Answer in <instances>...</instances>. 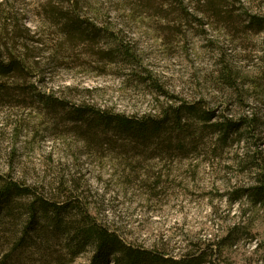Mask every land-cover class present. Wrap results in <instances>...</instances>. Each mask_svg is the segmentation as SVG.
<instances>
[{
  "label": "rangeland",
  "instance_id": "1",
  "mask_svg": "<svg viewBox=\"0 0 264 264\" xmlns=\"http://www.w3.org/2000/svg\"><path fill=\"white\" fill-rule=\"evenodd\" d=\"M243 2L264 15V0ZM80 4L87 38L70 37L47 15L51 7L67 12V4L0 0V58L13 53L28 68L26 76H0V89L6 88L0 90V177L47 196L76 187L91 212L127 243L177 257L239 230L213 258L264 264V206L233 193L264 175V31L242 23L243 9L227 23L201 18L189 0L183 9L159 0ZM39 95L64 104H43ZM182 103H201L215 112L214 121L248 116L258 127L253 138L222 144L187 117V150L175 148L180 132L170 150L159 139L134 148L102 126H95L93 139L70 113L82 105L143 120ZM255 149L259 167L250 168L246 153ZM19 213L0 224V256L14 246L13 233L25 219ZM91 255L63 264H88Z\"/></svg>",
  "mask_w": 264,
  "mask_h": 264
},
{
  "label": "trees",
  "instance_id": "2",
  "mask_svg": "<svg viewBox=\"0 0 264 264\" xmlns=\"http://www.w3.org/2000/svg\"><path fill=\"white\" fill-rule=\"evenodd\" d=\"M140 1L150 4L153 0ZM159 1L162 4L181 7V9L186 7V0ZM189 1L197 6V12L201 18L210 17L227 23L236 21L238 17L234 16L235 12L243 9L245 15H241L242 23L257 32L264 31V15L256 12L250 13L246 10L247 7L243 0L231 1L235 2L234 6L237 3L242 4L241 7L235 9L229 8V3L225 0ZM51 2L55 4L51 6L57 5V7L67 4V12L59 10V7V9L51 7L47 13L50 18L62 22L66 34L70 37L82 38L91 36V30L87 25L89 20L80 14V0H51ZM126 54V56H132L128 49H126ZM27 71L28 68L24 62L13 53L8 55V59L0 58V76L3 78L21 75ZM227 74L225 77L228 80L231 75L229 71ZM0 90L4 92L6 88L2 87ZM42 102L49 106L64 104L53 97L45 96L42 97ZM70 113L73 122L79 124L84 130L86 129L85 132L89 131L93 139L99 137L97 133L95 134V126H102L106 131L113 132L115 136L130 140L134 148L152 142L153 139L156 141L159 139L161 145L159 141L155 143L170 150L175 142L174 135L180 132L175 148L179 151L185 148L187 150L189 143L186 142L187 136L184 137V131L189 122L186 120L187 117H196L201 122L202 129L217 135V139L222 144H230L238 136L237 142L244 139L242 137L244 135L253 138L254 135L250 133L252 128L257 126L248 116L238 120L214 121L215 112L207 111L201 103H182L176 107L171 106L162 117L146 116L143 120H133L119 113L96 111L82 105H72ZM193 142L195 139H192ZM103 143L106 144V142ZM163 144L168 146L164 147ZM246 155L249 158L247 160H250V168L255 166L258 168L260 152L255 149ZM233 193L237 196L236 200L246 196L254 205L264 206V175L256 178V182L247 188H237ZM20 197H28V199L22 203L18 201ZM17 211H20L19 214L24 215L25 219L21 221L20 229L13 233L14 246L0 256V264L70 263L87 251L92 253L88 264H223L219 259L213 258L214 253L219 245L226 246L227 240L232 239L239 232V230H233L229 233L230 236L222 239L219 244L210 243L177 257L168 254L163 249L138 247L127 243L115 230L91 212L87 197L76 187L59 188L58 195L47 196L39 189L20 184L13 178L0 177V224L5 227L6 216L16 218ZM28 244L29 247H27Z\"/></svg>",
  "mask_w": 264,
  "mask_h": 264
}]
</instances>
